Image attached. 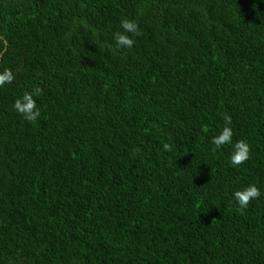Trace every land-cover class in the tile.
<instances>
[{
	"label": "trees",
	"instance_id": "trees-1",
	"mask_svg": "<svg viewBox=\"0 0 264 264\" xmlns=\"http://www.w3.org/2000/svg\"><path fill=\"white\" fill-rule=\"evenodd\" d=\"M4 68L0 264H264V0H0Z\"/></svg>",
	"mask_w": 264,
	"mask_h": 264
},
{
	"label": "clouds",
	"instance_id": "clouds-1",
	"mask_svg": "<svg viewBox=\"0 0 264 264\" xmlns=\"http://www.w3.org/2000/svg\"><path fill=\"white\" fill-rule=\"evenodd\" d=\"M122 31L113 33V40L115 42V48L117 50L121 48L130 49L133 47L135 41L132 37L141 35V31L138 23L135 20L128 18H122L120 22ZM15 76L11 69L4 68L0 72V87L6 84H11ZM41 89L37 88L32 92L25 91L22 97L17 98L14 101L13 108L19 113L25 120L30 123L36 122L40 116V110L37 107L35 96L40 95ZM224 127L222 130L210 140V143L214 145L212 152L224 145H232V152L230 155V164L232 166H240L244 164L250 158L251 148L247 141L237 140L234 144L232 141L233 130L230 127L232 118L227 113L223 114ZM163 150L171 152L172 145L168 143L163 144ZM261 195L260 189L256 184H250L242 189L236 190L233 193V199L238 205L237 211L243 212L252 200L258 199Z\"/></svg>",
	"mask_w": 264,
	"mask_h": 264
}]
</instances>
